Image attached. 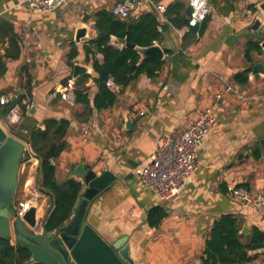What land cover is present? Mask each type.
Listing matches in <instances>:
<instances>
[{
    "label": "crops",
    "instance_id": "crops-1",
    "mask_svg": "<svg viewBox=\"0 0 264 264\" xmlns=\"http://www.w3.org/2000/svg\"><path fill=\"white\" fill-rule=\"evenodd\" d=\"M24 1L0 0V20L12 24L20 41L18 59L6 62V73L0 78V98L7 100L0 104V112L5 117L11 111L18 114L17 123L6 121L23 136L25 129L38 127L46 118L70 122L64 139L68 147L53 162L59 183L75 179L82 184L72 176L78 165L97 176L104 171L119 175L90 201L85 222L109 243L126 236L135 264H201L205 235L213 221L225 214L235 216L240 232L248 229L244 235L254 228L264 233V217L226 192L228 185H237L253 196L264 193V148L259 144L264 139V73H253L254 66H264V21L253 28L262 0H208L209 14L198 27L178 29L160 19L155 7L166 10L182 3L188 19L189 0H134L128 18L152 12L161 20L160 26H165L163 30L159 27L160 41L153 44L162 49L164 65L154 79L142 75L126 87L110 90L115 103L100 111L93 107L97 87L83 47L96 37L93 13L111 11L125 0H68L45 14L30 11ZM79 30L84 36L75 40ZM115 41L112 38L110 44L122 46ZM255 42L260 50H251L247 60V45ZM71 45L77 51L71 63L90 69L85 84L90 109L74 103L73 94L68 101L58 94L63 80L72 81L75 87L81 77L72 79L73 67L66 57ZM7 47V39L0 42V56ZM95 58L102 59L100 54ZM21 69L31 77L30 103ZM243 70H249L247 82L239 84L234 76ZM20 94L17 107L7 113L10 101ZM20 102L28 104L26 117L21 115ZM32 107L34 112L28 114ZM205 108L213 110L214 122L198 150L199 168L177 196L162 201L139 183L136 171L149 163L159 138L186 130ZM85 124L89 131L83 135ZM39 166L35 159L20 164L14 205L31 201L41 228L51 200L36 182ZM154 207L162 208L165 217L151 228L147 214ZM7 240L11 246L26 248L13 232ZM249 255L254 256L252 264H264V247ZM26 264L39 263L30 255Z\"/></svg>",
    "mask_w": 264,
    "mask_h": 264
},
{
    "label": "trees",
    "instance_id": "trees-1",
    "mask_svg": "<svg viewBox=\"0 0 264 264\" xmlns=\"http://www.w3.org/2000/svg\"><path fill=\"white\" fill-rule=\"evenodd\" d=\"M185 7L182 3L170 5L164 14V20L178 29L187 25L184 17ZM190 9L186 12L189 15ZM93 27L96 37L89 40L83 47L85 62H91L93 69L92 81L97 87L93 97V107L103 110L115 103L116 96L106 86V81L111 78L119 86L126 87L136 81L140 76L154 79L164 65V61L152 58L142 59L138 52L125 44L136 47H150L160 41L159 30L161 20L152 12L141 14L137 18L118 19L109 10H98L92 15ZM122 45L115 47L110 44L111 39ZM7 39L8 47L0 56V78L7 70L6 62L16 60L20 54L19 37L13 30L11 23L0 20V42ZM123 41V43H121ZM251 50H260L258 43L247 45L245 58L249 59ZM100 54L102 59L98 61L95 56ZM77 51L71 45L67 53V63L73 67L71 61L76 57ZM26 78L23 87L28 88L30 103L31 77L26 69H21ZM249 70H243L234 76L235 82L246 83V75ZM89 75L85 74L75 81L72 92L74 103L89 108L88 88L85 87ZM68 79L63 80L65 85ZM28 105V104H27ZM26 104L19 103V110L23 117H26ZM70 122L67 119L46 118L38 127L25 129L24 136L28 139L34 155L39 159V180L40 192L49 196L51 208L47 213L45 227L47 231L59 229L68 221L80 197L82 184L75 179H67L58 182L55 178L54 162L62 152L67 149L65 134ZM259 155L255 156L258 158ZM165 213L160 207H154L147 214V223L151 228L157 227ZM264 247V233L254 228L251 233L244 235L240 232L235 216L231 214L221 215L214 220L204 238V249L200 256L201 264H252L254 256L249 255L251 251ZM30 256L29 251L21 246H11L8 240L0 239V261H7L9 264H26Z\"/></svg>",
    "mask_w": 264,
    "mask_h": 264
},
{
    "label": "water",
    "instance_id": "water-1",
    "mask_svg": "<svg viewBox=\"0 0 264 264\" xmlns=\"http://www.w3.org/2000/svg\"><path fill=\"white\" fill-rule=\"evenodd\" d=\"M259 9L261 14L255 20L254 29L264 21V0L260 2ZM164 28V25L160 26L161 30ZM83 36L84 31L79 30L75 40ZM125 46L136 50L142 59L152 58L161 61L164 55L158 45L145 48L131 44ZM261 48L264 51V41L261 43ZM86 73H90L89 68L73 65V80ZM253 73H264V66H254ZM21 99L20 94L10 101L6 112L15 109ZM34 110L32 107L28 114H32ZM259 144L264 148V139H260ZM26 149L33 153L28 139L13 130L6 121L5 115L0 112V239H9L13 232L16 241L29 251L31 260L39 264H135L130 256V246L126 236L109 243L85 222L90 201L119 178V175L110 171H104L97 176L93 171H86L82 165H78L73 170L72 176L80 179L85 188L80 192L75 210L67 225L56 231H47L46 221L41 228L37 225L34 208H30L22 219L15 218L14 195L18 184L19 167ZM51 163L53 164L52 161ZM247 232V228L241 231L242 234Z\"/></svg>",
    "mask_w": 264,
    "mask_h": 264
},
{
    "label": "built area",
    "instance_id": "built-area-1",
    "mask_svg": "<svg viewBox=\"0 0 264 264\" xmlns=\"http://www.w3.org/2000/svg\"><path fill=\"white\" fill-rule=\"evenodd\" d=\"M68 0H25L27 9L39 14L52 12ZM134 6V0H125L115 4L111 13L118 19H126ZM190 8L187 26L198 27L209 14L208 0H189ZM155 11L160 19L163 18L165 9L158 5ZM251 15V11L246 12ZM258 19V17H257ZM264 31V28H263ZM105 86L109 90H118L119 85L109 78ZM74 84L68 81L59 88V96L63 101H68L72 96ZM7 103V100L0 98V104ZM8 122L17 123L18 114L11 111L6 115ZM214 122L213 110L205 108L199 111L192 119L189 127L182 132H174L169 136L161 137L156 141L153 153L150 155L149 163L136 171L139 183L146 189L152 191L162 200H168L177 196L190 182L192 176L199 168L198 150L205 142L208 131ZM89 131V125L82 128L83 135ZM32 160L38 163V158L26 149L23 160ZM227 195L237 203L254 210L258 215L264 217V193L253 196L245 188L237 185H228ZM32 207L31 201H19L15 208V218L22 219Z\"/></svg>",
    "mask_w": 264,
    "mask_h": 264
},
{
    "label": "rangeland",
    "instance_id": "rangeland-1",
    "mask_svg": "<svg viewBox=\"0 0 264 264\" xmlns=\"http://www.w3.org/2000/svg\"><path fill=\"white\" fill-rule=\"evenodd\" d=\"M38 178H39V177L36 178V182H37V183H38V180H39ZM19 191H20V190H19ZM14 203H15V201H14Z\"/></svg>",
    "mask_w": 264,
    "mask_h": 264
},
{
    "label": "bare ground",
    "instance_id": "bare-ground-1",
    "mask_svg": "<svg viewBox=\"0 0 264 264\" xmlns=\"http://www.w3.org/2000/svg\"><path fill=\"white\" fill-rule=\"evenodd\" d=\"M21 134V133H20Z\"/></svg>",
    "mask_w": 264,
    "mask_h": 264
}]
</instances>
